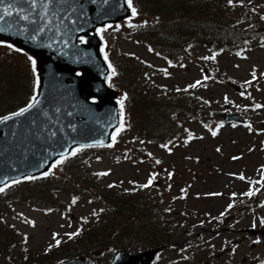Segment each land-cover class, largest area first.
Returning a JSON list of instances; mask_svg holds the SVG:
<instances>
[{
	"label": "rangeland",
	"instance_id": "rangeland-1",
	"mask_svg": "<svg viewBox=\"0 0 264 264\" xmlns=\"http://www.w3.org/2000/svg\"><path fill=\"white\" fill-rule=\"evenodd\" d=\"M181 2L195 12H206L212 9L213 2H217L223 8L224 16L234 13L233 18L237 15L239 25L243 28H264V0H233L231 4L229 0ZM241 4L256 9L251 19H242L237 11ZM132 20L130 23L126 20V24L123 22L111 30L99 32L104 41L103 52L107 55L108 63L115 72H124L125 77L123 75L120 78V83L124 87L135 89V94L140 90L144 93L148 91L147 96H160L167 104L180 105L181 101L187 100L207 118L214 117L217 125L212 124V129H209L204 120L199 122L180 114L175 117L179 121V132L170 138L166 148H162L149 140L151 136L148 138L144 134L143 126L139 129L140 135L128 132L125 121L123 130L119 131L121 134L116 135L111 147L126 154L125 159L115 161L109 158L112 156L110 154L90 162L87 171L80 163L86 155L97 158V154L93 155L91 150L84 155L76 152L74 156L64 157L63 163L54 164L42 180L31 179L8 184L0 192V208L5 212L12 208L18 215L14 217L0 213V227H11L14 231L17 229L28 234V242L24 244L32 249L22 250L30 253L31 260L23 263L24 253L16 249L11 259L0 258V264H38L37 260L46 262L45 249L56 241V235H60L68 250L75 255L85 253L94 257L105 256L108 246L85 240L77 241L76 235L71 238L69 236L81 230L95 228L102 220L101 215L107 213L102 201L98 203L84 198L86 196H83V192L88 193L93 189L104 195L106 190L116 189L122 192L118 201L132 205L151 199L150 204L158 206L153 208L157 224L166 222L190 233L189 240L185 242L186 234L175 235L174 246L163 249L161 262L164 264H264V238L256 242L255 234L247 232L252 230L253 224L256 225V231H260L259 226L264 222V197L252 200L251 196L244 195L250 190L259 189V193L264 191V43L252 47L241 56L226 51L219 54L217 59H211L216 61L214 64L217 63L233 82H251L249 87L244 88V93H238L227 82L210 85L204 79V62H200L213 57V54L201 41H195V45L188 49L189 53L186 48V52L179 50L180 59L184 57L187 62L188 67L185 68L177 63H169L150 47L147 48V35L142 38L136 29L135 36L131 35L130 30L136 26V18ZM170 37L173 38L171 42L177 45L193 38L188 34L175 33H171ZM1 45H4V50L0 49V115L29 103L34 94L36 76L29 59L31 57L35 60L33 55L21 52L14 46L10 48L7 43ZM166 49L161 47L160 52ZM131 54L136 56L131 58ZM150 65L155 69L154 73L144 71ZM257 69L260 71L257 78H254L253 73ZM133 74L136 79L132 86L130 83L134 80ZM196 81H201V84L190 87ZM152 84L157 87L149 90L148 86ZM159 84L168 90L161 88ZM177 88L183 94L178 100L170 96L177 92ZM199 100L202 102H198ZM228 103L233 105L234 111L246 108L247 112H239L249 117L250 123L246 126L219 125ZM256 105L262 107L257 108ZM137 108L139 107L136 105L135 109ZM135 115L137 117V112ZM214 131L215 136L212 134ZM94 170L107 175L97 180V176L93 175ZM241 175L245 179H240ZM150 179L152 183L149 187H141L148 184ZM41 181L43 182L40 183ZM182 191L186 192V197H180ZM214 193L219 195H211ZM72 194L76 195V199ZM124 194H127L126 197H123ZM6 197H18L19 200L5 202ZM28 201L41 202L55 209L49 213L35 210ZM145 205L143 203L138 206ZM227 220L228 225L225 224ZM132 241L134 244L128 248L131 252L143 249L140 238L134 237ZM118 246L123 247L120 244ZM85 247L90 249L86 250ZM229 247L231 249L225 250ZM112 257H105V260Z\"/></svg>",
	"mask_w": 264,
	"mask_h": 264
},
{
	"label": "water",
	"instance_id": "water-1",
	"mask_svg": "<svg viewBox=\"0 0 264 264\" xmlns=\"http://www.w3.org/2000/svg\"><path fill=\"white\" fill-rule=\"evenodd\" d=\"M130 12L126 0H0V39L36 54L41 78L39 103L0 122V154L14 150L0 167V185L35 172L31 161L39 160L46 168L76 144L110 141L119 123L118 106L116 93L106 85L109 68L95 30ZM80 35L85 36L83 43L77 42ZM91 96L99 102H91ZM158 250H122L112 262L100 264H150ZM62 264L91 263L81 256Z\"/></svg>",
	"mask_w": 264,
	"mask_h": 264
},
{
	"label": "trees",
	"instance_id": "trees-1",
	"mask_svg": "<svg viewBox=\"0 0 264 264\" xmlns=\"http://www.w3.org/2000/svg\"><path fill=\"white\" fill-rule=\"evenodd\" d=\"M171 1L174 2L170 3ZM133 2L136 4L137 10L154 17L152 20L148 19L151 21L149 25L142 27L143 37L147 35V42H153L154 45L157 44V48H161V46L167 48L165 53L167 56L174 51V48H172L173 43L171 42L173 38L170 37L171 33L191 34L204 40L203 42L209 45L211 44L207 38H218L226 42L235 40L234 32L229 35V23L232 21L231 15L227 14L224 16L223 8L217 2H213L214 6L212 9L206 12L203 10L202 12H195L191 7L184 5L181 0H133ZM234 30L236 29L233 28ZM227 36L228 38L226 39ZM238 36L240 37L239 41L243 44L254 40L258 37V33L240 31ZM212 45L215 46V43H212ZM121 73L124 75V72ZM135 77L134 75V80L130 83L132 86ZM127 91L130 95L127 102L130 108L127 111L137 112L140 118V126H143L146 135L148 137L151 136L150 138L154 139L156 143L164 141L162 143L164 145L170 136L179 132L180 126L179 121L175 118L176 116L182 114L185 118L195 119V110L187 104H167L166 101L158 100L157 98L159 97L152 98L144 93H142V96L140 94V98L139 93L135 94V89H130L129 86L125 88L126 93ZM136 105L139 108L135 109ZM153 119H155L154 124H151ZM73 191L71 192L73 193ZM121 193L116 189L106 190L105 195L97 193L95 189L88 193L83 192V195L91 198L93 202L100 203L102 201L105 204L102 206L107 208V213H103V216L107 217L101 215L102 220L99 221V224L93 229L89 227L90 229L84 230L80 234L78 241H91L92 244H103L116 249L119 248L118 244L131 247L134 244L132 240L135 237L140 238L142 246L146 247L149 245L153 247L169 242L175 235L177 236L182 232L177 227L169 226L165 222L156 223L154 206L150 204L151 199L132 205L128 202L122 203L118 201L121 199L119 198V196H122ZM108 195L116 196L117 198L112 199ZM126 195L124 194L123 197H126ZM143 203L146 205L143 207L138 206ZM0 211L4 212V209L0 208ZM111 214L114 215L112 216ZM144 233L145 235H142ZM19 240H21L19 232L14 231L11 227H0V257L10 255L17 247ZM66 245L61 242L58 251L53 255H74L71 250H68ZM85 249L90 248L85 247Z\"/></svg>",
	"mask_w": 264,
	"mask_h": 264
},
{
	"label": "snow or ice",
	"instance_id": "snow-or-ice-1",
	"mask_svg": "<svg viewBox=\"0 0 264 264\" xmlns=\"http://www.w3.org/2000/svg\"><path fill=\"white\" fill-rule=\"evenodd\" d=\"M242 2V0H241ZM233 3V0H229V4ZM127 4H128V7L131 9V13H132V16H136L137 15V11H136V8L133 7V0H127ZM4 13L5 15H11L10 12H8L7 9H4ZM4 17L2 15H0V20H2ZM24 19H27V17H24ZM131 26V25H130ZM4 29L0 28V31H3ZM100 31H103V29H101ZM81 42H83V38L81 37ZM4 41L3 40H0V44H3ZM8 47H12V45H8ZM31 60V64H32V67H33V71H35V66H36V61L34 59H32L31 57L29 58ZM105 59H107V55H105ZM207 59V58H206ZM214 59V57H213ZM109 67H111V65H109ZM113 75H115V70H113ZM253 77L255 78V73H253ZM205 80L208 79V77H205L204 78ZM39 83V81L37 80V84ZM247 83H250V82H247ZM201 84V81H196L195 84L193 85H190V87H196L197 85ZM126 99V97H125ZM227 99V98H226ZM39 103V101L37 100V98L35 96L32 97V101L24 108H21L19 111L15 112V113H12V116H21L23 114H25L26 112H28L30 109H32L33 107L36 106V104ZM120 106H121V109H123V105H124V100L122 99L120 102ZM257 108L259 107H262L261 105H256ZM11 117H0V122L2 121H5V120H8L10 119ZM120 129H117V132H119ZM213 136L216 135V132L214 131L213 133ZM113 140H115V137H113ZM91 145H89L90 147ZM111 146V145H109ZM79 150V149H78ZM77 150V151H78ZM71 155H76V151H73L71 153ZM234 159H236V157H234ZM58 163H63V158L61 160L58 161ZM157 163H159V161H157ZM264 167V166H262ZM45 175H47V173H45ZM98 175H107V173H100ZM26 179H34V177H26ZM240 179H245V177L243 175L240 176ZM19 181H13V183H18ZM152 183V179L149 180L148 184H145V185H142L141 187H144V188H147L149 187V185ZM257 183H260V182H257ZM109 187H112V185H109ZM4 191V188H0V192H3ZM256 191H259V189H256V190H250L249 192L245 193L244 195H247V196H253L255 195ZM211 195H219V193H214V194H211ZM233 195H235V193H233ZM232 205H229V207H231ZM223 215V214H222ZM256 225L253 224V227H255ZM74 235H78V233H72V234H69L70 238L71 236H74ZM57 245H59L61 243V241L57 240L56 241Z\"/></svg>",
	"mask_w": 264,
	"mask_h": 264
}]
</instances>
